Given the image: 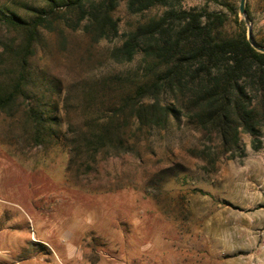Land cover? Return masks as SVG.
<instances>
[{
  "label": "rangeland",
  "instance_id": "rangeland-1",
  "mask_svg": "<svg viewBox=\"0 0 264 264\" xmlns=\"http://www.w3.org/2000/svg\"><path fill=\"white\" fill-rule=\"evenodd\" d=\"M25 18L42 0H0ZM240 0H180L174 6L227 15L234 32L244 17ZM253 35L264 42V0H247ZM166 6L131 13L126 0L115 11L119 35L91 43L81 23L63 34L43 31L33 66L42 74V99L54 107L51 135L36 144L32 129L0 114V264H16L17 250L56 253L23 264H71L65 254L91 247L121 264H172L184 249L204 252L207 264L255 247L264 231V134L260 147L243 135L244 152L222 154L215 142L185 117L166 127L141 126L119 106L143 73L138 54L117 63L111 50L125 34ZM54 90V92H52ZM52 92V93H51ZM25 107V118L27 103ZM129 143L126 153L101 154L95 165L77 150L80 130L110 124ZM92 164V165H90ZM49 233V235H48ZM52 233V234H50ZM199 241L197 246L196 241ZM43 256L47 260H40ZM52 262V263H51Z\"/></svg>",
  "mask_w": 264,
  "mask_h": 264
},
{
  "label": "trees",
  "instance_id": "trees-1",
  "mask_svg": "<svg viewBox=\"0 0 264 264\" xmlns=\"http://www.w3.org/2000/svg\"><path fill=\"white\" fill-rule=\"evenodd\" d=\"M42 1L45 5L33 8L31 18L0 2V114L24 128L26 119L36 144L54 133L50 125L57 120L55 108L41 98L43 76L33 66L42 32L63 34L64 19L72 29L84 23L91 43L112 39L120 33L115 11L123 0ZM179 1L126 0L131 13L157 5L167 9L139 23L110 52L117 63L131 62L138 54L144 60L143 73L130 79L119 112L129 111L141 126L166 127L171 117H185L224 155L244 152V134L260 147L264 52L248 40L243 20L236 31L227 32L225 13L177 8ZM246 9L249 12L248 4ZM25 102L26 118L25 107L21 109ZM112 124L80 130L74 143L89 162L96 165L101 154L112 150L116 155L129 151V143Z\"/></svg>",
  "mask_w": 264,
  "mask_h": 264
},
{
  "label": "crops",
  "instance_id": "crops-1",
  "mask_svg": "<svg viewBox=\"0 0 264 264\" xmlns=\"http://www.w3.org/2000/svg\"><path fill=\"white\" fill-rule=\"evenodd\" d=\"M52 234V233H50ZM49 235V233H48ZM40 243L39 250H37L36 244L27 250L25 249L24 251L17 250V258H14L16 260V264H23L22 262L29 261L30 257L33 256H40L41 253H49V255L56 253L54 247L50 245V243L46 242L45 240H42V243L39 241H35ZM197 246H199V241H196ZM185 253H182L181 257L171 255V263L172 264H207V260L205 257L204 252H200V247L198 249L194 250L191 249V246L186 247L184 249ZM65 258L68 259V261L71 262V264H121V262L118 261V258H116L113 255H107L104 258L93 248L91 247H86L81 250L79 253L80 258L76 260V255H74L72 252H68L65 254ZM241 259V254L238 255H232L230 257L225 258V261H223L224 264H235L239 262ZM40 260L46 261L47 259L43 256L40 257ZM0 262H6L5 260H1ZM52 263V262H51ZM63 264V262H62ZM243 264H246L243 262Z\"/></svg>",
  "mask_w": 264,
  "mask_h": 264
},
{
  "label": "built area",
  "instance_id": "built-area-1",
  "mask_svg": "<svg viewBox=\"0 0 264 264\" xmlns=\"http://www.w3.org/2000/svg\"><path fill=\"white\" fill-rule=\"evenodd\" d=\"M264 264V231L261 233V238L258 244L250 251L241 254V259L235 264Z\"/></svg>",
  "mask_w": 264,
  "mask_h": 264
},
{
  "label": "water",
  "instance_id": "water-1",
  "mask_svg": "<svg viewBox=\"0 0 264 264\" xmlns=\"http://www.w3.org/2000/svg\"><path fill=\"white\" fill-rule=\"evenodd\" d=\"M246 3L247 0H240L239 3V11L241 13V15L244 17V20L247 24V36H248V40L251 42V44L258 50L264 52V47L261 46L257 40L255 39L254 35H253V30H252V23L250 20V17L248 15L247 9H246Z\"/></svg>",
  "mask_w": 264,
  "mask_h": 264
}]
</instances>
